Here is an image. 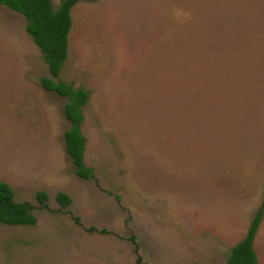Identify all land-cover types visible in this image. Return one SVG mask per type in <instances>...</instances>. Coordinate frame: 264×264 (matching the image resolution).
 <instances>
[{"label":"rangeland","instance_id":"374dc122","mask_svg":"<svg viewBox=\"0 0 264 264\" xmlns=\"http://www.w3.org/2000/svg\"><path fill=\"white\" fill-rule=\"evenodd\" d=\"M71 18L59 80L89 92L88 180L66 99L0 5V181L37 219L0 224V264H226L264 201V0H79ZM253 247L264 264V214Z\"/></svg>","mask_w":264,"mask_h":264},{"label":"trees","instance_id":"16d2710c","mask_svg":"<svg viewBox=\"0 0 264 264\" xmlns=\"http://www.w3.org/2000/svg\"><path fill=\"white\" fill-rule=\"evenodd\" d=\"M78 1L60 0L57 8L53 7L51 0H0V5L25 18V31L39 49L48 70V75L40 78L41 87L66 99L63 114L69 127L64 132L65 152L71 161L74 174L80 179L88 180L93 177V169L84 164L86 139L82 133V125L83 108L89 100V92L59 80L67 57L69 33L72 27L71 10ZM35 199L42 209L48 210V195L45 191H38ZM55 200L60 205V211L68 213L75 223L81 226L79 218L68 211L71 198L63 192H58ZM33 209L28 202L15 201L13 189L0 181V224L34 226L37 219ZM263 214L264 201L255 212L245 237L231 248L226 264H258L253 243ZM86 231L109 234L104 229L98 230L94 227L87 228ZM130 240L136 245L133 236Z\"/></svg>","mask_w":264,"mask_h":264}]
</instances>
